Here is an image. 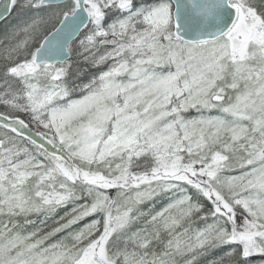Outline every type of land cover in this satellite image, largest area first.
<instances>
[{
  "label": "snow or ice",
  "instance_id": "6c2138e0",
  "mask_svg": "<svg viewBox=\"0 0 264 264\" xmlns=\"http://www.w3.org/2000/svg\"><path fill=\"white\" fill-rule=\"evenodd\" d=\"M0 264H264V0H0Z\"/></svg>",
  "mask_w": 264,
  "mask_h": 264
}]
</instances>
